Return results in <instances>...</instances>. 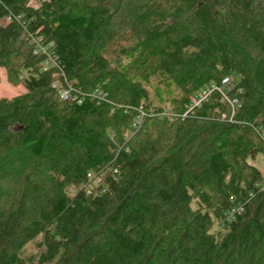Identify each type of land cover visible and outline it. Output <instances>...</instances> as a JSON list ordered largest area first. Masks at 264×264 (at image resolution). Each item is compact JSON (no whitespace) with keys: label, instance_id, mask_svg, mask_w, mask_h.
<instances>
[{"label":"trees","instance_id":"obj_1","mask_svg":"<svg viewBox=\"0 0 264 264\" xmlns=\"http://www.w3.org/2000/svg\"><path fill=\"white\" fill-rule=\"evenodd\" d=\"M32 1L0 0L26 89L0 100V264H264V0Z\"/></svg>","mask_w":264,"mask_h":264},{"label":"rangeland","instance_id":"obj_2","mask_svg":"<svg viewBox=\"0 0 264 264\" xmlns=\"http://www.w3.org/2000/svg\"><path fill=\"white\" fill-rule=\"evenodd\" d=\"M39 2H40V0H33L31 4L35 7H37V6H39ZM6 88H10L11 89L10 93H12V94H8V95L5 94L3 96H0V100L1 99H11V98L20 96L26 92L25 88L22 85L13 84L9 80L8 71L6 68L0 67V89H6ZM251 162L253 164H255L256 166L262 168V170L264 171V158L262 156H258L255 161H251ZM217 227H218V225H217ZM27 252L29 254L35 253L36 250H35L34 245L30 244L28 249H27Z\"/></svg>","mask_w":264,"mask_h":264},{"label":"built area","instance_id":"obj_3","mask_svg":"<svg viewBox=\"0 0 264 264\" xmlns=\"http://www.w3.org/2000/svg\"><path fill=\"white\" fill-rule=\"evenodd\" d=\"M230 83H231V80L229 78H225L222 81V87H215L214 90H217V91L221 92L224 95V97H225V94H224L223 91H224L225 88H227L230 85ZM210 93H211V91H209V90H205L204 92H202L200 94V96L197 99L194 100V102H195L194 107L199 106L200 103H202L204 100H207L209 95H210ZM63 97L66 98L67 97V93H64ZM227 101L230 103V105L232 107V110H234L236 105H237V103H238L237 100L231 101V100L227 99Z\"/></svg>","mask_w":264,"mask_h":264},{"label":"bare ground","instance_id":"obj_4","mask_svg":"<svg viewBox=\"0 0 264 264\" xmlns=\"http://www.w3.org/2000/svg\"><path fill=\"white\" fill-rule=\"evenodd\" d=\"M11 89L10 88H6V89H0V96H3L5 94H12L10 93Z\"/></svg>","mask_w":264,"mask_h":264},{"label":"crops","instance_id":"obj_5","mask_svg":"<svg viewBox=\"0 0 264 264\" xmlns=\"http://www.w3.org/2000/svg\"><path fill=\"white\" fill-rule=\"evenodd\" d=\"M26 90V89H25Z\"/></svg>","mask_w":264,"mask_h":264}]
</instances>
